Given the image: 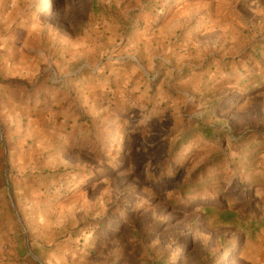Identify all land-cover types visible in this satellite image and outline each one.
<instances>
[{
	"label": "rangeland",
	"instance_id": "obj_1",
	"mask_svg": "<svg viewBox=\"0 0 264 264\" xmlns=\"http://www.w3.org/2000/svg\"><path fill=\"white\" fill-rule=\"evenodd\" d=\"M251 133L264 0H0V264H264ZM221 152L225 194L181 198Z\"/></svg>",
	"mask_w": 264,
	"mask_h": 264
},
{
	"label": "trees",
	"instance_id": "obj_2",
	"mask_svg": "<svg viewBox=\"0 0 264 264\" xmlns=\"http://www.w3.org/2000/svg\"><path fill=\"white\" fill-rule=\"evenodd\" d=\"M261 80L258 79L256 75L251 77V79L243 81L241 86L244 87V89L251 91L253 87H258L260 86ZM200 135L212 139L214 142H218V138L215 137L212 132L213 129L210 127H201L198 130ZM251 136V137H250ZM184 139L182 137L180 141L177 142L175 146V154L177 153V149H180L183 145L181 141ZM250 139V140H248ZM254 140H257L256 145L257 148L262 150L264 149V135L262 136L259 135V133H251L248 134L247 136H243L242 138L238 139L235 143L233 142L232 147L233 153H237L238 150H240L243 147L249 146L251 143L254 142ZM219 146V145H218ZM220 148V147H219ZM249 152H252V149H249ZM253 154V153H252ZM228 152H221L218 155H215L208 163L205 165L201 166L199 170H197L192 177L186 181L182 186H181V198H185V196L188 194V192H191L192 190H198L202 187H208L209 185H212L216 189H218V192L220 196L225 194L224 184L221 183L220 178L224 177V169L227 168L226 162L228 161ZM260 160L258 159V153L251 155V157H248L246 165H239L240 163L236 165H230V169L238 168L242 170V173L245 174V177H243L244 180L250 185V187L255 190L260 187V181L257 179V176L254 175V171L257 168ZM248 163V165H247ZM212 170V173L208 172L207 170ZM202 174V175H201ZM161 182L165 184V181L163 180H168L169 176L168 174L160 176ZM249 180H248V179ZM205 194L204 191H201V197H203ZM223 200L227 201L228 197H222ZM179 204H189V200L183 199L182 201L179 200Z\"/></svg>",
	"mask_w": 264,
	"mask_h": 264
},
{
	"label": "crops",
	"instance_id": "obj_3",
	"mask_svg": "<svg viewBox=\"0 0 264 264\" xmlns=\"http://www.w3.org/2000/svg\"><path fill=\"white\" fill-rule=\"evenodd\" d=\"M25 68L26 67H22V68L18 67L17 74H15L16 76H13L12 79H10L6 83L9 84L10 86H17V85L21 84L22 79L25 78L24 76H26V75H24V73H26V69ZM17 75H18V77H17Z\"/></svg>",
	"mask_w": 264,
	"mask_h": 264
}]
</instances>
